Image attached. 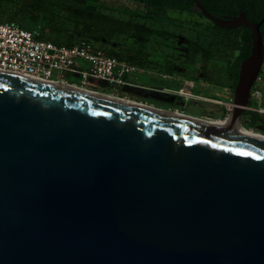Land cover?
<instances>
[{
  "label": "water",
  "instance_id": "1",
  "mask_svg": "<svg viewBox=\"0 0 264 264\" xmlns=\"http://www.w3.org/2000/svg\"><path fill=\"white\" fill-rule=\"evenodd\" d=\"M251 31L230 122L264 66ZM0 70V264H264V143Z\"/></svg>",
  "mask_w": 264,
  "mask_h": 264
},
{
  "label": "trees",
  "instance_id": "2",
  "mask_svg": "<svg viewBox=\"0 0 264 264\" xmlns=\"http://www.w3.org/2000/svg\"><path fill=\"white\" fill-rule=\"evenodd\" d=\"M79 1V0H77ZM83 5L70 8L67 14H56V2L52 0H30L25 3L28 14H33L40 18L38 22H29L39 27L41 34H50L51 38H44L40 33L35 34L40 39L50 40L58 45L71 47L82 40L92 43H101L99 47L104 48L111 56L118 59V54L114 49H109L102 42H112L122 45L129 38H133L136 31V19L138 21H147L150 17H163L168 11H178L189 13L206 18L200 10H195L194 0H123L132 2L140 6L143 12H138L133 18L128 20H118L104 15L99 4L101 0H81ZM204 7L214 16L224 19H231L238 16L240 12H245L248 19L252 22H260L264 19V0H200ZM64 21V22H60ZM0 22L21 25L26 29V24H19L18 21H8L0 18ZM73 25V28L67 27L66 23ZM216 34L212 37L213 46H219L218 49L226 52L230 58L227 61L228 72L226 73L228 81L234 82L236 86L240 65L252 51L251 31L245 27L236 29H226L217 26L214 22ZM49 29L50 32H46ZM264 36V23L261 27ZM188 56L183 63H189L196 67V73H202L206 80L221 83V75L210 76L206 69L208 62L212 59V51L190 43L187 48ZM174 57V55H172ZM169 70L177 68L175 60L169 61ZM207 72V73H206ZM234 86V88H235ZM252 105V102H251ZM250 105V106H251ZM249 118L250 127L258 123L260 116L258 112L247 110L243 115Z\"/></svg>",
  "mask_w": 264,
  "mask_h": 264
},
{
  "label": "rangeland",
  "instance_id": "3",
  "mask_svg": "<svg viewBox=\"0 0 264 264\" xmlns=\"http://www.w3.org/2000/svg\"><path fill=\"white\" fill-rule=\"evenodd\" d=\"M30 0H0V18L8 21H18L19 24L25 25L26 23L38 22L33 14H28L25 8V3ZM56 2V14H67L70 8L83 5V1L79 0H52ZM141 7L123 0H101L99 9L104 15L111 16L110 18H117L118 20H128L133 18L138 12H143ZM64 22V21H60ZM67 27L70 23L65 22ZM136 34L141 43L149 41L158 42L156 46L160 47L161 52L168 55H174L177 61L183 62L188 56L187 48L190 43H195L201 47H205L212 51V59L208 62L206 69L210 76L212 72L215 75H221V93H214L207 91L204 92V98L200 99H186L183 96H177L172 93L179 86L171 84H148L147 86L135 85L123 86L118 93L122 98H129L137 102L151 105L155 108L162 110L175 111L177 113L185 114L187 116L198 118H211V119H226L229 116L230 109L232 108V98L234 92V82L228 81L226 73L228 72L227 61L230 56L223 50H219V46H213V36L216 34L212 21L208 18H203L198 15L189 13H181L178 11H168L163 17L154 16L149 21H138L136 19ZM26 29L33 31L35 34L42 33L38 26L34 24H26ZM46 32H50L49 29ZM44 38H51L50 34H41ZM130 39V38H129ZM107 48L114 49V43L103 42ZM94 45L100 46L101 43L94 42ZM192 68V67H191ZM192 69H190L191 71ZM206 72V73H207ZM191 74V72H190ZM71 80H76L70 77ZM140 83V82H139ZM106 86V92L111 93L112 86ZM256 87L264 94V67L257 81ZM167 91H166V90ZM189 93H195L191 88ZM202 94L200 92H196ZM137 94V95H134ZM218 98L219 100H210L211 98ZM209 99V100H208ZM208 100V101H207ZM216 101V102H215ZM254 103V102H253ZM260 119L254 128L250 127L249 118L243 117L242 124L248 129H252L259 133H264V100L262 106L255 107Z\"/></svg>",
  "mask_w": 264,
  "mask_h": 264
},
{
  "label": "built area",
  "instance_id": "4",
  "mask_svg": "<svg viewBox=\"0 0 264 264\" xmlns=\"http://www.w3.org/2000/svg\"><path fill=\"white\" fill-rule=\"evenodd\" d=\"M0 70L21 78L49 84L61 83L114 97H120L121 87L135 86L129 80L133 67L90 41L82 40L71 47L62 46L38 38L21 25L3 22H0ZM103 84L112 86L110 94ZM178 92L186 94L183 90ZM262 96V91L255 86L252 105L260 108ZM251 106L248 110H255Z\"/></svg>",
  "mask_w": 264,
  "mask_h": 264
},
{
  "label": "crops",
  "instance_id": "5",
  "mask_svg": "<svg viewBox=\"0 0 264 264\" xmlns=\"http://www.w3.org/2000/svg\"><path fill=\"white\" fill-rule=\"evenodd\" d=\"M151 18L152 17H150L149 19ZM137 35L138 32L136 34L135 31L133 38L127 40L126 43L122 45L114 44L115 46H113L114 50L118 54V60L127 63L133 67V72L129 76V80L132 84H135L137 86L138 85L147 86L148 84L151 83L153 84L167 83V84L179 86L177 89L174 90L175 92L172 91V93L177 94V96H183L186 99L206 100L204 98V92L207 93V91H209L214 93V95H216V92H219V94L221 93L222 91L221 85L216 83V81L211 82L206 80V78L203 76L202 73L197 74L195 72L196 67L194 65H191L189 63H183L184 61L183 62L177 61L172 55H168L167 53L161 52L160 47L156 46L158 42L152 40L147 43H141L136 39L138 38ZM104 45L106 46V44ZM173 59L175 60V64L177 65V68L170 71L168 67L169 61ZM190 69L192 70L190 71ZM190 88L195 93L190 94L189 93ZM180 90H183V92L186 94L185 95L180 94L178 92ZM196 92H200L202 94ZM210 100H219V99L213 97ZM263 100H264V94L261 99V106ZM251 107L255 108L257 106L252 105ZM250 111L257 112L256 109Z\"/></svg>",
  "mask_w": 264,
  "mask_h": 264
},
{
  "label": "bare ground",
  "instance_id": "6",
  "mask_svg": "<svg viewBox=\"0 0 264 264\" xmlns=\"http://www.w3.org/2000/svg\"><path fill=\"white\" fill-rule=\"evenodd\" d=\"M28 80H33V79H28ZM33 81H36V80H33ZM47 84H49V83H47ZM51 84L52 85H57V86H63L70 92L86 93V94H89V95L94 96V97H98V98H102V99H106V100H111V101H115V102H119V103H124V104H127L129 106L136 107V108H141V109L149 111V112L163 113L162 111H159L158 108H155V107H153L151 105H147V104H144V103L136 102V101H133V100L120 98V97H114L112 95H107V94L104 95V94H99V93H92V92L84 91V90H82L80 88H77V87H72V86H68V85H65V84H61V83H51ZM165 114H169L171 116L181 117V118H185V119H189V120H193V121L209 124V125L216 126V127H219V128H222V129L234 132V133L247 135L252 140H256V141L264 143V133L256 132V131H254L252 129H248V128L244 127V126L240 127L239 124L233 125L230 122L229 118H226L224 120H222V119H210V120H207V119H203V118H198V117L196 118V117H192V116H187L185 114H181V113H177V112H172V113L168 112V113H165Z\"/></svg>",
  "mask_w": 264,
  "mask_h": 264
},
{
  "label": "flooded vegetation",
  "instance_id": "7",
  "mask_svg": "<svg viewBox=\"0 0 264 264\" xmlns=\"http://www.w3.org/2000/svg\"><path fill=\"white\" fill-rule=\"evenodd\" d=\"M237 84V83H236ZM236 87V86H235ZM235 89V88H234Z\"/></svg>",
  "mask_w": 264,
  "mask_h": 264
}]
</instances>
